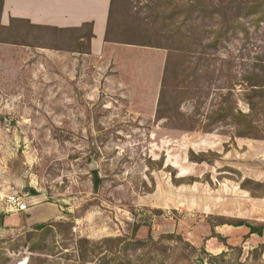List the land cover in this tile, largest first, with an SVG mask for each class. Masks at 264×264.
Returning <instances> with one entry per match:
<instances>
[{"label":"rangeland","instance_id":"1","mask_svg":"<svg viewBox=\"0 0 264 264\" xmlns=\"http://www.w3.org/2000/svg\"><path fill=\"white\" fill-rule=\"evenodd\" d=\"M114 11L166 48H104L117 75L73 48H36L54 45L41 32L0 44V264H79L80 239L105 237L130 243L124 264H264V229L246 225L264 226V102L257 138L210 115L225 99L248 112L264 0H117ZM12 195L27 209L9 211ZM105 251H87L85 264Z\"/></svg>","mask_w":264,"mask_h":264},{"label":"trees","instance_id":"2","mask_svg":"<svg viewBox=\"0 0 264 264\" xmlns=\"http://www.w3.org/2000/svg\"><path fill=\"white\" fill-rule=\"evenodd\" d=\"M117 0H111L110 6L108 10V17H107V23H106V29L104 33V40L110 41V42H119V43H127V44H134V45H141V46H149V47H156V48H166L164 45L160 44L158 41H151L147 39L145 35L146 27L142 26H135L131 23L124 24L122 22L118 23V21L115 20V11H114V5ZM2 3L3 0H0V15L2 10ZM18 20L11 18L9 21V24L4 26L0 23V42H11L15 43L20 40L21 34L23 33V30L21 28L16 29V23ZM28 24V22H26ZM5 35V37H1V35ZM157 37H161L159 33L157 32L154 34ZM92 31H91V24L90 23H83L82 24V48H74L77 49V51L81 53H88L89 52V40L92 37ZM19 37V38H18ZM18 38V39H17ZM157 39V38H156ZM170 58L166 56L164 60L163 65V72L162 77L160 81V86L158 90V95L156 99V109H155V116L158 119L168 118L167 115H165V105L168 100V95L165 93V84H164V76L168 72L169 64H170ZM173 60V59H172ZM176 74V71L174 72ZM245 81L247 84V91L245 94V100L247 102L248 106V112H242L232 106H228L229 101L231 100H224L223 105L221 103L218 104L217 109L214 110L210 115L211 117H214L215 120L224 121L229 120L233 124V131L234 135L236 136H248L257 138L259 137L257 134H254L251 130L252 128V122H253V113L255 111V108L257 104L264 102V65H261L256 69V71H252L250 73H247L245 76ZM166 100V101H165ZM180 114V112H179ZM214 119H209V122L206 124V128H203L205 130H209L211 125L214 123ZM195 127V124L190 126V129ZM96 178V175L94 174V179ZM242 222L236 223V225L241 224ZM60 222H41L33 225V230H48L51 229L54 225H59ZM249 227V233H257L260 234L262 229H264V226H253L251 224H246ZM31 233H28V237ZM79 242H82V254L80 257L79 264H85L86 263V252L92 251L93 248L100 249L104 247L106 249L104 256V261L102 264H124L123 260L127 263V256H124L121 252H124L127 247L130 245V243H126L122 238L120 237H105L101 239L99 242L95 243H89V241L86 238L80 239ZM85 245H84V243ZM110 243V244H109ZM115 244L114 251L111 250V244ZM136 247L140 252V258L139 262L143 260V249H142V242H135L134 243ZM87 245V246H86ZM30 250H33L32 247H30ZM148 253V252H147ZM107 258V259H106ZM138 262V263H139Z\"/></svg>","mask_w":264,"mask_h":264},{"label":"crops","instance_id":"3","mask_svg":"<svg viewBox=\"0 0 264 264\" xmlns=\"http://www.w3.org/2000/svg\"><path fill=\"white\" fill-rule=\"evenodd\" d=\"M111 0H3L0 23L9 24L11 18L18 20L16 29L21 28V37L41 32L54 45L36 48H82V24L90 23L92 37L89 40V55L111 61L119 75V67L112 57L105 58L104 48H146L148 46L110 42L104 40L108 10ZM28 22V24L26 23ZM51 36V37H50ZM23 44L22 40L0 42V44ZM3 47V46H2ZM94 48H97L94 50ZM156 48V47H155ZM128 68V67H127ZM126 68V69H127ZM120 85L129 93L126 83ZM158 95V93H157Z\"/></svg>","mask_w":264,"mask_h":264},{"label":"built area","instance_id":"4","mask_svg":"<svg viewBox=\"0 0 264 264\" xmlns=\"http://www.w3.org/2000/svg\"><path fill=\"white\" fill-rule=\"evenodd\" d=\"M5 204L9 211H24L27 209V201L20 200L18 197L12 195L7 197Z\"/></svg>","mask_w":264,"mask_h":264}]
</instances>
